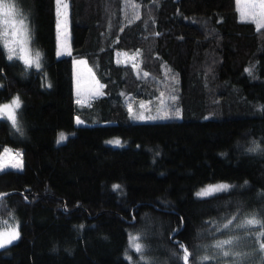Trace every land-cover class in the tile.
Segmentation results:
<instances>
[{
	"label": "trees",
	"instance_id": "1",
	"mask_svg": "<svg viewBox=\"0 0 264 264\" xmlns=\"http://www.w3.org/2000/svg\"><path fill=\"white\" fill-rule=\"evenodd\" d=\"M15 2L40 67L0 47V105L19 95L23 125L18 134L0 120V153L24 157L22 170L0 172V226L16 218L20 230L0 264H185L181 244L201 264L211 221L253 208L264 218V153L248 152L253 141L264 149V29L237 0H69L72 55L62 57L56 0ZM73 57L103 86L87 105ZM142 104L180 116L131 119ZM220 181L235 187L198 197ZM134 233L151 260L128 258Z\"/></svg>",
	"mask_w": 264,
	"mask_h": 264
},
{
	"label": "snow or ice",
	"instance_id": "2",
	"mask_svg": "<svg viewBox=\"0 0 264 264\" xmlns=\"http://www.w3.org/2000/svg\"><path fill=\"white\" fill-rule=\"evenodd\" d=\"M240 7V14L245 19L246 22L254 23L257 28L264 29V0H237ZM58 7H63L67 9L68 5L63 2V0H57ZM0 25L3 28L0 29V47H3L7 52L9 60H23L26 66L37 68L40 67V54L37 52L35 60L33 61L27 55V47L29 41L28 26L24 22V18L19 12L15 0H0ZM9 31L11 32V38H9ZM67 45L64 40H61V52L60 55L65 54V49ZM70 55V53H68ZM126 55V54H125ZM78 63H84L83 61H78ZM249 75H252L251 69L248 70ZM145 75H147L145 73ZM175 79V77H173ZM103 87V86H101ZM163 93H161V96ZM170 99L174 102L176 97L172 96ZM80 103V100H77ZM21 101L19 97H15L11 104L0 105V120L7 122L18 134L23 133V125L18 120V110L21 108ZM143 108L144 105L142 104ZM264 110V108H262ZM129 112H132V108L129 106ZM158 115L145 116L143 113L134 115V119L141 121H154V120H167L171 118H179V109L169 110L168 107H164L162 110L158 109ZM77 124H82L83 122L77 118ZM67 137L65 134L61 133L58 137L57 143L65 141ZM116 146H122L119 140L110 141ZM248 152L264 153V149L261 148L258 142L253 141L252 146L248 148ZM8 157L18 158L10 166H7L2 162L8 159ZM22 154L21 153H11L10 150H5L4 156L0 157V170H22ZM247 181H245V185ZM234 185L229 184H215L209 185L208 187L202 189L197 193L198 197H208L214 193H225L228 192ZM243 187V186H241ZM114 190H119L120 185H113ZM259 195L264 196V191H261ZM3 205V199L0 198V206ZM237 217L239 219L237 220ZM236 221V223H233ZM3 227H8L6 224ZM217 227L221 230L227 229L229 231V238L224 240H217L213 245L217 249V257H209L208 255H203L200 257L201 264H207V262L212 258L218 257H234L231 264H244V260L247 258L248 254L242 253L235 250L238 245L241 236L235 233V229H252L258 228V231H247L245 235L251 237L253 242H258L260 251H264V218H259L256 213H242L237 210L236 213L231 214L227 218V222L223 224H217ZM18 225L16 229L8 233H0V248L5 247L16 239H18ZM145 238V234L132 235L130 236L129 245L136 252L140 254V260H148L146 255V245L142 243ZM183 249V260L185 264H188L190 258V252L188 248L184 245H180ZM228 264V262H226Z\"/></svg>",
	"mask_w": 264,
	"mask_h": 264
},
{
	"label": "rangeland",
	"instance_id": "3",
	"mask_svg": "<svg viewBox=\"0 0 264 264\" xmlns=\"http://www.w3.org/2000/svg\"><path fill=\"white\" fill-rule=\"evenodd\" d=\"M64 3L68 5L67 9H64L63 7H58L57 0H56V12H57V55L59 57L62 56H69L72 55V46H71V31H70V3L69 0H63ZM238 5V3H237ZM18 8V7H17ZM239 11L240 7L238 5ZM19 10V9H18ZM20 12V11H19ZM24 22L27 24V22L24 20ZM28 26V34H29V41L28 44L26 45L27 47V55L32 59L33 61L35 60L36 57V51L32 48L31 45V31L30 27ZM3 28V25H0V29ZM9 38H11V32L9 31ZM61 40H64L67 48L65 49V54L60 55L61 52ZM124 58V57H123ZM78 61H83L84 63H78ZM73 73H74V90L76 94V99L80 100V105H87L90 104L95 98L99 97L102 95V87L97 78L95 77L91 67L89 66L87 60L85 58H78V57H73ZM15 97H19V95H16ZM13 97V99L15 98ZM12 99V100H13ZM12 100L10 102H7L5 104H11ZM4 105V104H3ZM132 108V114L130 116L131 119H134L133 115H137L140 113H143L145 116H149V109L144 106V110H134L133 106H130ZM158 115V114H155ZM82 121V124H87L86 121H83L81 118L76 117ZM77 123V122H76ZM65 136L68 138L67 133H63ZM64 142V141H63ZM5 150H10L11 153H21L22 154V162H23V168H24V157L22 150L20 148H13L11 146H6L3 151L0 153V157L4 156ZM18 159V158H15ZM15 159L13 157H8L7 160L2 161L6 167L10 166L12 163L15 162ZM22 168V169H23ZM4 171V170H0ZM230 184L229 182H216L210 185H215V184ZM208 187V185L206 186ZM204 187V188H206ZM202 188V189H204ZM201 189V190H202ZM200 190V191H201ZM199 191V192H200ZM198 193V192H197ZM264 210V208L262 209ZM246 213H256L257 216L260 218L258 214V209H248ZM230 215H226L225 218L222 221H211L209 225L207 226V229L201 232V237L202 239L199 241V243L196 246V255L198 261H200V257L203 255H208L209 257H217V249L213 246L217 240H224L229 238V231L227 229L221 230L220 228L217 227V224H223L227 222V218ZM239 217H237V220ZM233 223H236V221H233ZM6 224L8 227H3L2 225ZM18 225V232L20 235V230H19V221L16 218H10L5 221L0 226V233H8L16 229V226ZM258 228H252V229H235V233L239 236H241V239L238 243V245L233 246L235 247L236 251L246 253L248 254L247 258L244 260V264H264V251H260L258 242L254 243L253 239L245 233L247 231H258ZM142 233H134L132 235H140ZM19 238V236H18ZM18 240V239H16ZM15 240V241H16ZM13 241V242H15ZM142 243L146 245V250H148V244L145 242V239L142 240ZM3 248V247H2ZM148 260H140V254L136 253L131 247L129 248V253L127 254L128 258L132 260L133 262H138V261H149L152 259L153 256L150 254L146 253ZM234 259V257H218V258H212L209 261H216L215 264H231V261ZM201 262V261H200Z\"/></svg>",
	"mask_w": 264,
	"mask_h": 264
},
{
	"label": "water",
	"instance_id": "4",
	"mask_svg": "<svg viewBox=\"0 0 264 264\" xmlns=\"http://www.w3.org/2000/svg\"><path fill=\"white\" fill-rule=\"evenodd\" d=\"M0 198H1V195H0Z\"/></svg>",
	"mask_w": 264,
	"mask_h": 264
}]
</instances>
